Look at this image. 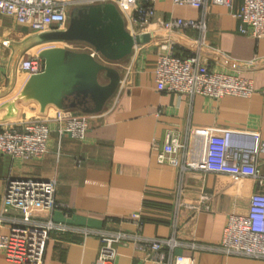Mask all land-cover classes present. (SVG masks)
I'll return each mask as SVG.
<instances>
[{
  "label": "crops",
  "instance_id": "0c3cea01",
  "mask_svg": "<svg viewBox=\"0 0 264 264\" xmlns=\"http://www.w3.org/2000/svg\"><path fill=\"white\" fill-rule=\"evenodd\" d=\"M62 27L34 31L0 11V130L2 123L52 117L56 109L88 118L84 137L62 134L49 121L46 152L25 160L0 152V206L9 177L56 179V206L27 219L20 210L0 211V234L15 224L51 218L43 264H95L99 236L123 232L117 255L105 264H150L144 238H174L175 254L196 264H264V258L226 254L216 249L231 214H245L254 192H264L251 177L189 170L158 161L169 135L177 137L192 161L202 165L209 130L258 131L264 139V38L242 34L240 21L225 5L209 4L205 39L211 48L191 46L199 29L166 35L160 21L200 20V9L158 0L152 23L144 26L109 0H73ZM242 0L233 1L239 10ZM146 35L140 43L129 37ZM174 55L203 52L208 66L251 80L250 95H189L161 89L155 67L161 43ZM82 53L96 71L71 65ZM39 57L42 72L21 68ZM81 67V66H79ZM264 176V155L257 156ZM187 205L203 206L201 210ZM206 206V207H204ZM0 264H19L5 258Z\"/></svg>",
  "mask_w": 264,
  "mask_h": 264
},
{
  "label": "built area",
  "instance_id": "2783aa9c",
  "mask_svg": "<svg viewBox=\"0 0 264 264\" xmlns=\"http://www.w3.org/2000/svg\"><path fill=\"white\" fill-rule=\"evenodd\" d=\"M93 1V0H89ZM125 10L134 21L144 26L155 17V3L158 0H109ZM174 5H190L200 9V20L175 17L160 21V29L166 35H173L182 28L199 29L200 39L188 40L191 46L200 44L206 52L210 45L205 39L206 18L209 4L225 5L233 17L240 21L242 34L255 39L264 38V0H242L239 10L233 9L234 0H172ZM73 0H0V11L11 15L34 31L51 27H62L67 21L66 8ZM21 68L30 74H39L43 69L42 59L27 57ZM155 78L161 89L183 94H203L212 97L224 95H250L254 91L251 80L237 75L218 72L207 64L203 52L190 55H174L170 43H161L155 67ZM54 121L60 125L62 134L82 138L88 130V118L69 110L56 109L52 117L13 120L2 123L0 130V152L25 160L41 157L47 149L49 126ZM184 148L177 137L169 135L166 144L158 153L162 164L180 168V179L189 170H202L218 174L251 177L264 185V176L258 168L257 156L264 155V139L258 131L238 133L226 129L221 133L209 130L202 165L189 159L188 151L179 155ZM56 179L12 178L6 180L0 211L9 208L21 211L27 219L38 214L51 213L58 206L56 202ZM201 210L203 206L187 205ZM206 207V206H204ZM54 223L47 218L30 225L15 224L6 235L0 234V251L5 258L19 264H43L46 242ZM123 232H106L99 236L100 247L97 262L105 264L117 255L116 244L122 242ZM179 243L174 238H144L138 242L147 249L150 264H196L193 256L175 254ZM226 254L264 258V192L250 196L245 214H231L224 227L223 236L216 247Z\"/></svg>",
  "mask_w": 264,
  "mask_h": 264
},
{
  "label": "water",
  "instance_id": "95a60500",
  "mask_svg": "<svg viewBox=\"0 0 264 264\" xmlns=\"http://www.w3.org/2000/svg\"><path fill=\"white\" fill-rule=\"evenodd\" d=\"M145 37L146 35H137L135 38L130 36L129 42L131 45H133L135 41L137 43H140L142 40H145ZM71 65L82 70L93 71V72L99 68L98 63L93 59V57H91L89 54L86 53L77 55L72 61Z\"/></svg>",
  "mask_w": 264,
  "mask_h": 264
}]
</instances>
